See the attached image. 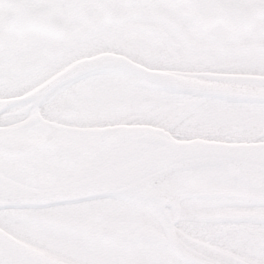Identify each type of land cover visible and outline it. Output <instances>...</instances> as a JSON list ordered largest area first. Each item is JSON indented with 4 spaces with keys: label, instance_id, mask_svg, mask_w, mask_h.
<instances>
[{
    "label": "snow or ice",
    "instance_id": "obj_1",
    "mask_svg": "<svg viewBox=\"0 0 264 264\" xmlns=\"http://www.w3.org/2000/svg\"><path fill=\"white\" fill-rule=\"evenodd\" d=\"M0 264H264V0H0Z\"/></svg>",
    "mask_w": 264,
    "mask_h": 264
}]
</instances>
